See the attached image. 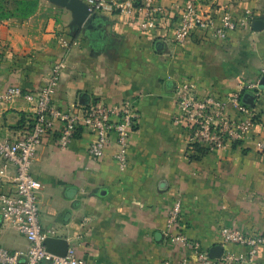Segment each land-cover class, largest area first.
Returning a JSON list of instances; mask_svg holds the SVG:
<instances>
[{
    "label": "crops",
    "instance_id": "1",
    "mask_svg": "<svg viewBox=\"0 0 264 264\" xmlns=\"http://www.w3.org/2000/svg\"><path fill=\"white\" fill-rule=\"evenodd\" d=\"M76 1L85 7L83 0ZM180 1L158 0L166 8ZM196 1L214 20L224 11L240 20L264 2ZM166 10L156 27L146 31L137 17L105 8L83 20L79 12L52 0H39L28 19L0 22V93L10 86L36 92L51 65L63 61L53 99L57 108L129 100L138 114L124 170L112 159L114 142L100 159H91L87 147L96 134L86 129H79L64 150L58 148L56 132L49 133L36 151L32 173L42 183L40 222L66 239L85 264L179 263L183 256L198 264L191 249L170 243L164 234L167 211L177 197L182 208L174 232L204 250L220 246L223 226L264 233V151L247 143L214 151L199 147L190 156L185 129L175 123L174 99L181 81L194 82L199 97L223 98L237 91L240 82L261 76L264 29L237 28L225 40L193 32L178 44L174 31L179 19ZM60 38L70 47H62ZM253 107V133L264 140V95ZM32 116L33 108L22 99L0 103V136L18 137L29 129ZM12 188L6 182L0 192ZM86 217L91 222L82 228ZM2 227L19 235L0 221V232ZM19 237L22 243L3 247L24 250L28 243ZM255 264H264V249Z\"/></svg>",
    "mask_w": 264,
    "mask_h": 264
},
{
    "label": "built area",
    "instance_id": "2",
    "mask_svg": "<svg viewBox=\"0 0 264 264\" xmlns=\"http://www.w3.org/2000/svg\"><path fill=\"white\" fill-rule=\"evenodd\" d=\"M83 1L89 16L108 8L113 13L137 17L138 26L143 31L154 29L168 9L179 19L174 31V41L178 44L184 43L193 32H208L215 39L225 40L230 32L249 23L248 12L245 17L235 20L228 11H224L218 20H214L201 10L196 0H182L169 8L158 0ZM59 42L64 48L70 47L63 38ZM2 49L4 45L0 41ZM64 68L63 61L53 63L36 92L10 86L0 93V103L22 99L33 108L27 131L16 138L0 136V187L6 182L13 185L12 190L0 192L1 221L2 224L8 223L28 243L24 250H9L0 245V264H85L71 246L64 257L50 254L44 246L47 238H58L53 228H45L40 222L38 201L42 183L32 173L36 151L46 135L56 132L58 148L64 150L79 129L92 131L96 139L87 147L91 159H100L106 146L114 142V163L121 170L128 166V137L138 117L132 101L123 100L114 105L96 102L59 109L53 99ZM263 75L264 70L260 78ZM258 82H249L223 98L199 97L196 84L189 80L175 85L174 99L178 109L175 123L185 129L186 149L190 156L196 155L199 147L214 151L247 143H252L257 152L264 151V140L253 133L257 112L242 102L246 93L255 95L256 99L264 95V89L259 88ZM181 208V197H177L166 214L164 234L170 243L191 249L198 264H255L259 251L264 249V233L246 234L223 226L219 230L223 251L219 257L211 258L209 251L202 249L198 242L189 241L185 235L174 232ZM90 222L89 217L84 218L82 228ZM160 264L190 262L183 256L179 263L166 260Z\"/></svg>",
    "mask_w": 264,
    "mask_h": 264
},
{
    "label": "water",
    "instance_id": "3",
    "mask_svg": "<svg viewBox=\"0 0 264 264\" xmlns=\"http://www.w3.org/2000/svg\"><path fill=\"white\" fill-rule=\"evenodd\" d=\"M62 7L69 8L73 11H77L80 13L83 20L87 19L89 16L86 6L78 4L76 0H52ZM251 29L253 31H261L264 29V21L261 19H255L252 22ZM258 86L261 89H264V75L259 79ZM256 100L255 95L251 93L244 94L242 98V102L250 107H253L254 101ZM1 221V217H0ZM44 246L46 251L50 254H53L58 257H64L69 249V243L64 238H47L44 241ZM223 249L221 246H214L209 250V256L211 258H217L221 255Z\"/></svg>",
    "mask_w": 264,
    "mask_h": 264
},
{
    "label": "trees",
    "instance_id": "4",
    "mask_svg": "<svg viewBox=\"0 0 264 264\" xmlns=\"http://www.w3.org/2000/svg\"><path fill=\"white\" fill-rule=\"evenodd\" d=\"M38 6L39 0H0V22L28 19L35 14Z\"/></svg>",
    "mask_w": 264,
    "mask_h": 264
},
{
    "label": "rangeland",
    "instance_id": "5",
    "mask_svg": "<svg viewBox=\"0 0 264 264\" xmlns=\"http://www.w3.org/2000/svg\"><path fill=\"white\" fill-rule=\"evenodd\" d=\"M262 8L260 9L259 7L258 8H255V9H251V10H248L247 14H248V25H246L245 27H240L242 30L243 29H249V27H251V25H249L251 23V21L255 20V19H261L264 21V2H262L261 4ZM245 17V15L243 16ZM262 31V30H261ZM260 78V75L258 77H256L254 80L252 81H246L245 80V83H239V88H243L244 85H246L247 83L249 82H256L258 81ZM238 88V89H239ZM2 241V242H1ZM13 241H16V242H20L22 243L23 242V239L19 237V235H16L14 234L10 229H8L7 227H2L1 229V232H0V243L2 244V246H6L9 242H13Z\"/></svg>",
    "mask_w": 264,
    "mask_h": 264
}]
</instances>
